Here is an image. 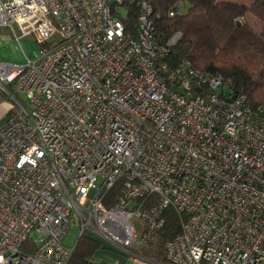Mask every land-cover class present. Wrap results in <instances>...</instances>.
<instances>
[{"label": "built area", "instance_id": "2783aa9c", "mask_svg": "<svg viewBox=\"0 0 264 264\" xmlns=\"http://www.w3.org/2000/svg\"><path fill=\"white\" fill-rule=\"evenodd\" d=\"M0 27L37 45L0 60V264H67L80 235L141 257L167 207L170 264H264V102L171 65L149 0H0Z\"/></svg>", "mask_w": 264, "mask_h": 264}, {"label": "trees", "instance_id": "16d2710c", "mask_svg": "<svg viewBox=\"0 0 264 264\" xmlns=\"http://www.w3.org/2000/svg\"><path fill=\"white\" fill-rule=\"evenodd\" d=\"M149 1L160 39L181 32L167 58L171 65L190 60L204 71L230 79L234 90L245 93L250 106L264 102V0H182L185 10L174 16L168 15V9L176 0ZM132 5L130 19L134 20L136 3ZM247 14L262 23L259 30L243 19ZM163 215L154 249L145 253L157 260L165 258L162 242L176 235L181 225L173 208L164 209ZM100 247L95 238L78 236L67 264H114L94 258Z\"/></svg>", "mask_w": 264, "mask_h": 264}, {"label": "rangeland", "instance_id": "374dc122", "mask_svg": "<svg viewBox=\"0 0 264 264\" xmlns=\"http://www.w3.org/2000/svg\"><path fill=\"white\" fill-rule=\"evenodd\" d=\"M246 20L252 27L255 29L259 30L262 23L255 18L251 14H247L243 18ZM0 32H3L4 34H10L12 37V41L9 43H5V48L10 52V56L4 60L6 61H11V62H16V63H22L24 62L27 58L34 57L37 53V45L35 40L33 39L32 36H24L22 38L16 39L12 32L6 27H0ZM11 106V100L6 97V95L2 92H0V118L5 114V112L8 110V108ZM76 221V220H75ZM135 227L138 230L139 229V224L137 221H134ZM78 225L75 222H71L69 229L64 233L63 236V243L65 245H72L76 237L78 236ZM154 245L151 247H145L142 250V253H147V249L151 248L154 249ZM106 253H114L112 249L108 248H101L98 251L95 252L94 258L96 259L97 257L104 258V255H107Z\"/></svg>", "mask_w": 264, "mask_h": 264}, {"label": "crops", "instance_id": "0c3cea01", "mask_svg": "<svg viewBox=\"0 0 264 264\" xmlns=\"http://www.w3.org/2000/svg\"><path fill=\"white\" fill-rule=\"evenodd\" d=\"M11 41H12V37L10 36V34H4L3 32H0V60H4L10 56L9 55L10 52L6 50L4 44L6 42L10 43ZM101 248L106 249L107 247L101 246L96 251H98ZM113 252L114 253H106L107 255H104V258H101L100 256L97 258L106 260L114 264H170L166 260V258L157 260L149 254L145 255V253L141 257H134V256H127V255L121 254L115 250H113Z\"/></svg>", "mask_w": 264, "mask_h": 264}]
</instances>
